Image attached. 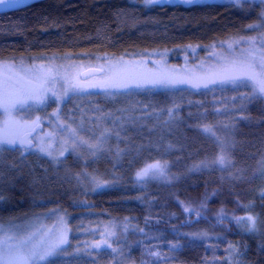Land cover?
<instances>
[{
    "label": "trees",
    "instance_id": "obj_1",
    "mask_svg": "<svg viewBox=\"0 0 264 264\" xmlns=\"http://www.w3.org/2000/svg\"><path fill=\"white\" fill-rule=\"evenodd\" d=\"M261 11L255 1L43 0L0 14V61L158 51L180 61V49L195 46L203 55L211 45L264 33V26L249 28L264 25ZM150 71L130 72L120 84L129 87H115L113 94L83 89L61 108L65 118L88 124L82 132L115 133L124 155L69 153L58 163L19 148L0 151V224L63 209L69 238L54 264H264V99H242L251 95L247 87H194L201 76L190 80L193 86H158L160 76ZM202 125L234 140L232 166L211 163L220 149ZM157 161L167 162V176L138 181L136 173ZM91 177L109 183L92 189ZM248 215L258 217V231L235 219ZM109 223L128 224L113 239L118 251L91 248Z\"/></svg>",
    "mask_w": 264,
    "mask_h": 264
},
{
    "label": "rangeland",
    "instance_id": "obj_2",
    "mask_svg": "<svg viewBox=\"0 0 264 264\" xmlns=\"http://www.w3.org/2000/svg\"><path fill=\"white\" fill-rule=\"evenodd\" d=\"M135 1V0H133ZM255 1L259 0H244ZM196 2H217L228 3L231 0H193L192 3H186L185 0H160L159 3H183L193 4ZM143 3L146 4L143 0ZM149 5V4H147ZM254 39L257 41L256 47H259V42L264 39V33L249 37L235 38L225 42H220L205 48L204 54H199V48L189 46L179 50L178 57L180 61L171 59L173 52H150L143 56L126 57V56H99L94 59H64L62 61L53 60L42 63H25V62H11L0 61V76L7 78L12 76L18 81L16 85L17 95L21 99H27V103L23 107H19L17 111L13 112L11 117H6L0 112V126H2L3 134L9 138L21 140L24 130L32 124L42 122L45 126L43 131H39L34 138L36 145L34 148L24 151L22 146L17 143L15 146L6 145L2 150L20 149L23 155H38L43 156L48 160L57 162L66 157L69 153L77 154L78 152H93L94 149H89L87 145H81L77 151H65L64 156H59L60 151L68 148L73 134L69 129H75L76 134L90 143L96 141L97 138L87 136L93 134L97 137L100 134L106 133L105 137L111 138L114 141L103 140L102 148L97 153H101V157H110V155L117 154L118 156L124 155L126 149L121 147L115 141L116 134L112 133L105 128H98L93 131L87 127V123H82V120L75 121L73 119L65 118L61 113L63 103L72 94L71 86L78 84L83 89H92L95 91H104L113 94L115 87H89L90 85H120L122 80H125V75H138V73H151L150 70L156 71L152 74L160 76L155 85L168 86V85H192L190 80L196 76L203 77L202 82L209 79H217L226 74L224 62L221 57L229 59L239 57L241 52H246L251 45L247 43L248 40ZM229 45H231V55L229 53ZM175 56V54H174ZM177 57V56H176ZM180 62V63H177ZM97 67L104 70V74L99 78H92L91 80L82 81L79 77L80 73L87 68ZM130 75V76H131ZM140 75V74H139ZM38 76H50L53 78V83H44L38 80ZM188 78V83L181 79ZM153 79V78H152ZM185 80V79H184ZM124 82L123 84H125ZM218 85V84H217ZM220 85V84H219ZM193 86V85H192ZM65 90L67 94L65 95ZM56 93V96L52 94ZM35 97V99H28V97ZM46 97V98H45ZM44 99L43 103L39 101ZM51 103V107L47 112L45 108ZM121 139V138H120ZM47 149L52 155L49 156L46 152L40 149ZM105 152V153H104ZM2 155V153H0ZM93 157L92 153H90ZM2 158L3 155L1 156ZM264 160V157L262 158ZM85 178H88L83 174ZM81 181V180H79ZM109 181L89 178L87 186L92 189H101L105 187ZM84 186V184H79ZM100 185V186H98ZM0 226L4 228L9 234L18 232H32L35 233V241L37 243L48 242L54 243L57 237L65 236L69 238V225L66 212L61 208H50L46 210H38L32 214L25 215L21 218L11 220L6 223H1ZM128 227L127 223H109L102 227V236L99 240L90 243L91 248L94 244H101L107 240L109 244H113L114 237L125 231ZM114 233V235H109ZM99 248V249H101Z\"/></svg>",
    "mask_w": 264,
    "mask_h": 264
},
{
    "label": "snow or ice",
    "instance_id": "obj_3",
    "mask_svg": "<svg viewBox=\"0 0 264 264\" xmlns=\"http://www.w3.org/2000/svg\"><path fill=\"white\" fill-rule=\"evenodd\" d=\"M29 0H0V8L13 9L18 5H27ZM146 4L159 3L160 0H144ZM186 3H192L193 0H185ZM233 4L241 5L244 0H231ZM259 6L262 8L260 13L261 20H264V0H259ZM264 25H249V28L262 27ZM250 47L246 52L242 51L239 57L227 58L221 57L224 62L226 74L220 76L217 79H209L206 82H198L194 84V87L207 88L209 85H230L234 88L247 87L250 89V97L243 96L242 99H264V39L259 42V47H256L257 41L250 39L247 41ZM229 47V53L231 55V45ZM38 80H42L44 83H53L54 80L50 76H38ZM18 81L12 76L4 78L0 76V112L6 117H11L12 113L17 111L19 107H23L27 103V99H21L17 95L16 85ZM139 86V85H137ZM89 87H129L127 84L123 85H90ZM81 86L73 84L71 91L73 93H79ZM68 90H65V95ZM56 96V93L52 94ZM46 98V97H45ZM28 99H35V97H28ZM44 102V99L39 101ZM73 134V139L68 148L60 151L59 156H64L65 151L75 152L81 145H87L89 149H94L93 155L96 151L101 150L102 143L106 133H101L95 142L90 143L88 140L83 139L76 134L75 129H69ZM202 132L212 139L220 149L218 155L215 156L211 163L219 165L221 168L232 166V159L229 149L234 146V140L231 136L221 137L217 135L214 128L210 125H202ZM19 143L24 151H27L32 147L30 142L17 141L16 139L9 138L3 134L2 126H0V150L4 146H15ZM42 152H46L49 156L52 155L47 149L41 148ZM59 163V159L57 158ZM207 166V162H202ZM167 162L161 163L157 161L153 164H148L146 167L136 173L138 181H144L149 178H160L167 176ZM259 171L264 175V160L260 161ZM100 186V185H98ZM2 199V197H0ZM199 213H197L198 215ZM237 223H242L247 231L255 232L259 230L258 217L248 215L246 217H236ZM260 223H264L261 221ZM114 235V233H109ZM68 243L65 236L57 237L54 243L35 241V233L32 232H18L9 234L0 226V264H54V258L62 255L65 251L64 245ZM101 244H94V248H101ZM103 246L110 248L112 252H117L118 249L112 248L111 244L107 240L103 241ZM149 255L159 257L158 252H149Z\"/></svg>",
    "mask_w": 264,
    "mask_h": 264
},
{
    "label": "water",
    "instance_id": "obj_4",
    "mask_svg": "<svg viewBox=\"0 0 264 264\" xmlns=\"http://www.w3.org/2000/svg\"><path fill=\"white\" fill-rule=\"evenodd\" d=\"M39 1H43V0H29L27 5L21 4V5H18L17 7L13 8V9H2V8H0V14L1 13H6V12L16 11V10H19V9H23V8L28 7V6L36 3V2H39ZM102 73H103L102 69L97 68V67H90V68L84 69L80 73V77L82 79H87L89 77L97 76V75H100ZM42 129H43V124L39 123V124L35 125L31 131H29V132H27V133L22 135L21 141L30 142L32 147H30L29 149H32L34 147V145H35V142H34V140L32 138L36 135V133L38 131H40Z\"/></svg>",
    "mask_w": 264,
    "mask_h": 264
},
{
    "label": "flooded vegetation",
    "instance_id": "obj_5",
    "mask_svg": "<svg viewBox=\"0 0 264 264\" xmlns=\"http://www.w3.org/2000/svg\"><path fill=\"white\" fill-rule=\"evenodd\" d=\"M102 70H103V69H102ZM104 73H105V72H104V70H103V73H102V74L97 75V76H92V77H89V78H87V79H82V78L80 77V75H79V77H80V79H81L82 81H87V80L89 81V80H91L92 78H99V77L102 76ZM126 77H127V74L125 75V78H126ZM39 123L43 124L42 122H38V123H36V124L29 125V126L24 130L23 134H25V133L31 131V130L33 129V127H34L35 125L39 124ZM44 128H45V126H44V124H43V129L40 130V131H43ZM38 132H39V131H38ZM38 132H37V133H38ZM37 133H36V135H37ZM23 134H22V135H23ZM36 135L32 138L33 140H34V138L36 137ZM20 141H21V140H20ZM34 142H35V141H34ZM35 145H36V142H35ZM35 145H34V147H35ZM34 147H33V148H34Z\"/></svg>",
    "mask_w": 264,
    "mask_h": 264
}]
</instances>
